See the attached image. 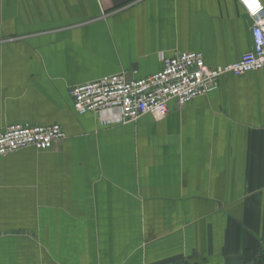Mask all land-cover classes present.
<instances>
[{"label": "crops", "instance_id": "crops-1", "mask_svg": "<svg viewBox=\"0 0 264 264\" xmlns=\"http://www.w3.org/2000/svg\"><path fill=\"white\" fill-rule=\"evenodd\" d=\"M251 45L237 0H0V131L65 133L0 155V264H264V69L126 123L69 94Z\"/></svg>", "mask_w": 264, "mask_h": 264}, {"label": "built area", "instance_id": "built-area-1", "mask_svg": "<svg viewBox=\"0 0 264 264\" xmlns=\"http://www.w3.org/2000/svg\"><path fill=\"white\" fill-rule=\"evenodd\" d=\"M251 20V48L236 62L211 67L200 52L182 51L163 59L160 71L129 79L124 72L103 76L69 89L78 114L110 113L105 122L126 123L144 114L156 118L168 112L173 100L183 107L193 98L215 89L220 76L264 69V5L261 0H237ZM60 125L13 124L0 131V155L32 147L46 150L62 140Z\"/></svg>", "mask_w": 264, "mask_h": 264}]
</instances>
